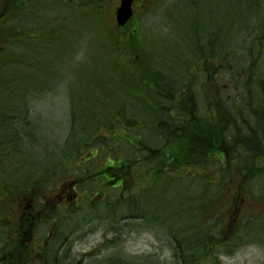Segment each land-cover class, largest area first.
<instances>
[{"label": "rangeland", "instance_id": "obj_1", "mask_svg": "<svg viewBox=\"0 0 264 264\" xmlns=\"http://www.w3.org/2000/svg\"><path fill=\"white\" fill-rule=\"evenodd\" d=\"M16 1H20L21 4L23 3V0H13V3L16 4ZM81 1L84 2L85 0ZM3 2L4 0H0V8ZM25 2L26 7L23 10L27 17L23 15L20 18L18 16L12 18V21L16 22L14 24H16L18 30H27L29 32L26 36L30 38V41L26 39V46L19 44L17 41L18 47L23 51L22 53L26 54L27 58L30 56L31 51L27 48L29 45L34 47L39 46L44 49L45 40L42 37H51L50 40H54L57 45L50 42V46L52 47L43 50L45 58L37 62V64L32 63V66L29 67L26 62L28 71L31 70L34 76L43 78V83L40 88L35 89V97L25 101L23 116H20L16 122L12 123V127L15 128L16 132L14 139L16 140V146L13 153L20 157V159L11 161L10 158H7L2 162L3 166L14 168L12 169L15 171L14 178L19 177L20 174L34 173L29 167L35 163V175L32 174L34 178L33 188L38 190L29 193L28 197L27 189L25 192L27 194H23L27 198L23 200L19 196H5L9 188L5 189L6 192L4 194V188H0V197L3 200L5 208L3 210L8 216V218L3 216L1 221L11 222L9 233L13 234L15 226L17 227L18 224L16 222L17 213H20L24 203H27L29 198L33 197L37 191L40 192L39 196L41 197L42 194H49V187H51V190H54L55 184L58 185L59 182L66 184L64 182L65 177H74V174L79 177L86 174H94L97 180H89L87 183L79 184L77 186V190L79 191L78 196H75L76 200L71 201V203L70 199L75 192L66 186H63V196L61 199L58 196L52 199L36 198L37 200H43L45 205L53 209V211L56 209L54 207H57L55 206L56 203L60 201L67 205L65 207L59 205L57 208L59 214L54 216L58 223L60 217L66 216L64 218L65 225L62 228L63 230H61L63 232L61 237L65 238L64 252L68 256H64L61 261L59 257L55 258L59 261L55 264H64V262L70 264H113L121 260L129 261V264H175L177 251L166 231V224L147 222L145 219L132 216L134 213L127 208L116 211L119 196L127 199L140 195V197L147 199L148 202L157 200L158 193L148 197L147 194L142 192L150 186L147 172L149 170L148 166L143 167L145 170L144 179L139 177L135 180L129 173L128 176L124 177L122 186L115 188L108 186L107 182H102L101 178H98L105 166L115 163L114 155L118 156L119 153L122 156L123 147H128L133 154L139 155V136L134 131L131 134L132 132L129 129L134 128V126L141 128L147 125L146 121H142L145 110L143 107L150 109L151 106L144 100L139 91L136 92L135 96L143 103V107H139L130 97H134L133 93H135L132 90H130L131 94L128 93V89L131 88V84L133 83L131 80L133 75L130 71L114 70L124 69L116 68L112 65L122 62L119 56L114 60L111 58H101V55L109 53L110 49L101 46L100 44L102 43H96L100 42L97 38L102 35V32L96 30L93 24L87 21L84 15L80 14L78 8L81 6L96 7L103 12L105 11L97 6L98 0H89L87 4L81 3L80 6L72 5L74 2H69V0H57L56 4L52 0H39L36 3H33L32 0H26ZM60 2L63 3V6ZM30 3H33L34 6H31ZM20 6L17 8L18 10H20ZM32 9H34L33 15L31 13ZM186 10L187 17L181 20V26L192 15L191 7L187 6ZM157 11L149 21L141 22V29L144 34L139 33L141 39L148 46H153L158 39L164 40L169 38L168 20L161 10ZM234 11H237V9L235 8ZM258 12L264 17V4H261ZM221 13L230 14L225 4ZM108 18L112 19L109 8L105 14V20ZM173 18L174 21H171V34L176 33L177 8H173ZM68 25L69 27L65 31ZM77 30H79L78 34H76ZM254 33L256 32H253V36H256ZM241 38L242 36L235 35L236 40ZM82 40L86 41L87 44L86 54L83 60L77 62L74 57L81 47ZM136 41V47H138L139 40H134V42ZM229 41L233 44L231 40ZM205 44H208V42L203 45ZM255 44L254 53L251 52L245 57L242 55L243 51L235 48L234 44L228 46L229 49H233L236 52L228 54L227 58L242 55L241 59L247 58V61L250 63H264V43L259 46L257 41ZM47 45L49 44L46 43ZM49 49H52L50 51V60ZM170 51L173 52L174 50ZM259 51L262 52V55L257 56L258 53L256 52ZM70 53L71 57L69 59ZM146 53L151 56L150 52ZM127 58L128 56L125 57V61H127ZM110 61H114V63H110ZM133 61H137L135 56H133ZM155 61L158 63L156 59ZM159 62L160 64H164L161 60ZM35 67L39 69H34ZM107 67L113 68L114 73L107 70ZM43 70H47V72ZM168 73L172 77V86L168 89L171 90L170 94L173 96L172 99L175 104L180 100L179 96L184 94L185 97L182 103L195 105L194 111H196V104L200 100L205 102V90L203 89L205 81L204 72L195 71V76H197L196 82L191 79L183 80L181 83L175 82L172 75L184 74L187 76V71L176 69H163L161 71L162 75ZM59 75H61L66 85H60L61 87L58 88H56L59 86L58 84L49 87L48 84L46 85L45 80L52 82L57 80ZM227 80L233 86L229 78H225L224 82H227ZM162 90L164 89H158L153 85L149 91V95L155 98L159 106L170 103L169 99L163 98L160 95ZM232 91L238 92L241 95L243 94L241 86L238 89H232ZM165 92L167 93L166 90ZM198 94H202V97L200 98ZM13 96L12 98H7L9 104L7 110L10 107L14 108V105L18 103L16 92L13 93ZM5 106L6 102L0 98V111H4ZM164 106L165 111H167L166 105ZM197 108L201 110L205 108V105L204 107L199 105ZM156 109H159V107L156 106ZM181 114L182 110L179 109L174 114V121H177L178 116ZM207 114L209 116L208 112ZM128 116L132 117L133 120H129ZM156 119L154 117V120ZM165 120H169V118L165 116L160 118L159 125L161 126ZM261 122L262 127H264V119H261ZM262 130L264 131V129ZM103 132L107 133L106 146L100 147L101 142L98 137L102 136ZM139 134L142 135L144 140L145 134L142 131ZM173 136L163 133L162 138H150L147 142L151 147H162L164 143L172 142L166 151L170 154L175 152L174 148L177 147ZM260 139L262 142L257 144L258 148L264 145V137ZM0 141L3 142L0 145V151L3 154L11 153L8 145V143H12L11 138L9 136L2 137ZM95 148L99 150L97 154ZM188 151L187 144L184 141L180 154L183 155ZM226 151L229 159L226 162L223 161V163L229 165L230 163L228 162L231 160L233 153L229 147H226ZM261 159L264 163V158L262 157ZM205 160V167L203 169H199L200 167H198V169L210 175L209 181L212 179L214 182L218 177H221L218 176V171L220 169L224 171V169L221 166H214L216 162L213 159L211 160L210 157ZM39 164L48 165L39 167L37 166ZM56 164L60 165L57 169H55L57 167ZM17 165L22 168L15 167ZM173 165L176 166L177 171L181 167L178 174H182L183 176H191L196 169L194 166L182 165L181 163ZM3 166H0V174L5 179H8L11 173L7 169H4ZM154 166H156L155 162L153 165H150V167ZM162 168V166L159 167V169ZM231 176L234 180H239L238 176L237 178L235 175ZM21 178H24V176H21ZM234 183L226 181L225 185L231 188ZM8 185L11 186L10 183ZM99 189L102 193H98L100 194L99 196L95 195ZM263 190L264 185L262 186L257 181L253 182L252 189H249L248 185L245 184V187L240 191L242 201L241 207L239 206L240 208L237 212H235L233 206H230L226 207L227 210L218 208L217 213L223 214L222 216L230 215L234 217L237 226L240 222L244 221L264 220V195L262 198L260 197ZM56 191L59 192V190ZM251 196L258 199L255 200ZM227 198L229 199L226 200L228 203L232 199L231 194ZM107 202L116 204L114 210L113 207L107 206ZM48 215L46 214L45 217H48ZM223 218L226 225L228 219L226 217ZM262 226L264 230V223H262ZM57 228L59 229V226ZM44 233L39 230L35 232L36 235H43ZM261 233H259L260 236L254 232L250 233L234 249L230 247L225 250L226 252L216 251L215 253L218 257L216 262L218 264H264V234ZM5 238H7V235L4 233L3 226L0 225V243ZM37 239L38 237H36ZM51 240H54V236H52ZM35 262L33 261L28 264H36Z\"/></svg>", "mask_w": 264, "mask_h": 264}, {"label": "trees", "instance_id": "obj_2", "mask_svg": "<svg viewBox=\"0 0 264 264\" xmlns=\"http://www.w3.org/2000/svg\"><path fill=\"white\" fill-rule=\"evenodd\" d=\"M36 1V0H34ZM71 1V0H70ZM233 1L228 0V19L221 23L220 21L211 22L212 16L204 17V15L209 16L208 12L203 6H197L192 13L195 14V21H189L183 24L184 38H181V50L178 53L171 54V52L164 55V60L172 68L174 63L179 62L181 64H187L189 68L193 69L198 66L199 63L204 62L205 58V48L208 44L207 40L210 42L212 38L209 37V31L220 32H245L246 35L242 36L240 40L231 39L234 46L243 47L247 51L243 52L242 55L245 57L249 53H254L256 47V42L258 41L259 46L264 43V17H260V20H257V14L254 12L256 8L252 3L257 2L256 0H238V3L243 7L242 13L240 15V20L232 19L231 12L233 15L237 13L234 12L235 7L233 6ZM255 1V2H254ZM38 2V0H37ZM99 2V0H98ZM13 0H4L0 8V19L7 16V13L12 14L11 4ZM20 1H16L15 6L19 4ZM21 7V6H20ZM235 13V14H234ZM7 17L4 19L3 30L6 31L7 35H13V30H11L10 24L5 22ZM189 19V18H188ZM1 27V26H0ZM253 32H256V36H253ZM220 37H216L215 43L212 42L213 47L216 48L219 44ZM230 42H227V46L233 45ZM170 51V49H167ZM233 52L227 53L232 54ZM258 53L257 56L262 55V52ZM232 58L228 57V67L235 68V71L241 66L244 62L241 59V56ZM245 59V58H244ZM2 62H0V67ZM250 73H253L251 68H245ZM243 69V71L245 70ZM0 80L4 82V93L6 95H13L16 91L19 94L28 93L29 86L27 83L18 85L16 79L14 78L13 71L8 69H0ZM159 74H152L148 76L145 74L144 70H137V74H133L134 79H137L132 84L138 88V81L141 82L142 79L148 78L149 80H154L158 77ZM240 76H235V79H239ZM133 78L131 80H134ZM20 87V88H18ZM140 87V86H139ZM160 95L163 98L169 99L171 104V109H183L185 114L177 121L175 124V129L171 132L169 120L166 121V135H174V143H177V147L174 148L175 152L166 154L167 148L172 143H164L162 147H151L148 146V156L146 163L148 164L149 170V184L148 189L143 190L142 192L147 194L148 197L158 193L157 200L147 201V199L140 197V195L125 199L123 196H119L118 204L116 206V211L124 210L127 208L132 211L134 214L132 216L145 219L147 222H155L159 224L167 225V233L169 234L171 240L174 243V248L177 251V259L175 264H218L216 260V251L226 252L228 248H236L240 241L246 238L250 233H255L260 236L259 233L263 234L264 220H249L248 222H242L241 226H237L233 218H229L228 222L225 225V219L222 216L223 214L217 213V209L221 208L222 201V191L224 189L225 183L233 182L231 173L218 171L217 180L212 181L210 175H208L203 170L205 167V159L209 156L210 149L214 151L212 143H214L215 138L217 137L214 133H209L207 121L205 122L204 118V108L199 110L197 106H203L204 103L196 104V111L190 109L188 104L182 103V97L180 96L176 104L172 99L171 90L169 87L163 88ZM1 90V88H0ZM167 91V93L165 92ZM173 105V106H172ZM195 108V105H194ZM16 108L10 107L9 110L5 109L3 114L0 111V134L3 133L6 129L12 132L13 127L12 123L14 122ZM189 110V111H188ZM180 124V125H179ZM207 124V125H206ZM179 125V126H178ZM180 137V138H179ZM182 137V138H181ZM101 142V146H106V138L104 136L98 137ZM217 140V139H216ZM184 141L187 144L188 152H185L181 155ZM2 142L0 141V145ZM254 143H249L247 148L242 149L243 154H239L241 159L239 165L237 164L238 173L242 170L241 180H240V189L243 184L252 186L253 182L257 181L264 185V163L262 162V157L264 158V146L258 148L254 146ZM216 147V146H215ZM143 151V148L140 149ZM123 155H126L128 158V166L134 165L136 167L135 172H130L134 178H143V163L140 161H145L143 154L136 157H132L129 153L123 152ZM256 155H258L256 157ZM116 157V156H115ZM125 157V156H124ZM123 157V159H124ZM157 158L162 160V169H159L160 166L150 167L153 163L157 161ZM259 158V159H258ZM119 162V161H118ZM216 167H220V162L215 161ZM181 163L182 165H191L196 167L194 173L191 176L178 174V169L173 164ZM126 166V170L123 168V165H119L115 168L106 166L103 171L107 172L114 179L123 177L129 174V168ZM198 167H200L198 169ZM222 167V166H221ZM113 169V172L111 170ZM117 169L120 170V175L117 173ZM120 182H123V178ZM264 192V190H263ZM263 194V193H262ZM120 195V194H119ZM261 195V194H260ZM263 196V195H262ZM262 196H260L262 198ZM138 197V198H137ZM236 198V193L234 194ZM254 198L255 200L258 198ZM155 201V202H154ZM152 202V203H150ZM220 202V203H219ZM108 204L115 206L107 202ZM219 203V204H218ZM1 221V220H0ZM63 219H59V222H62ZM33 222V221H31ZM6 223V222H5ZM63 233L58 230V234ZM61 238V236H59ZM262 237V235H261ZM62 240V239H61ZM6 245L3 251L0 252V264H22L18 259V254L15 250V243L8 238ZM59 239H54L53 242H49L46 247L43 248L42 256L47 255V258H44L38 264H55L57 261L55 258H64L67 256L65 252L58 256L59 247L63 244L56 243ZM229 241V243H228ZM117 260V259H114ZM3 261V262H1ZM63 263V262H61ZM119 264H129V261L121 260ZM64 264H70L64 262Z\"/></svg>", "mask_w": 264, "mask_h": 264}, {"label": "flooded vegetation", "instance_id": "obj_3", "mask_svg": "<svg viewBox=\"0 0 264 264\" xmlns=\"http://www.w3.org/2000/svg\"><path fill=\"white\" fill-rule=\"evenodd\" d=\"M224 0H132L131 9L132 15L131 18L127 21V23L123 26L124 28V35L120 36L121 39L125 41V43L129 44L131 37L137 36L138 39L141 38L140 36V29H141V22L149 21L152 16H154L158 11L161 10L163 13V7H166V15L169 16V7H178L180 5H190L195 7L197 3L208 4L211 3L213 5L220 4ZM108 2V5H107ZM120 0H103L99 7L103 9L107 13L108 8L110 14L112 15L111 25L115 26L114 21V12L117 9ZM202 5V4H201ZM106 8V10H105ZM103 12L102 10H100ZM173 15V10H172ZM210 16V15H209ZM204 15V17H209ZM215 35H219L220 37L226 36V32H216ZM132 37V38H133ZM132 42V40H131ZM126 44V45H127ZM163 44H161L162 48ZM155 48H158V42L154 45ZM139 50H133L134 54H139L141 52V46L138 47ZM212 50V48L210 49ZM127 52H131V46L127 47ZM210 57V53H209ZM214 58L210 59L206 64L208 68L209 76L214 75L216 76L217 73L212 72V68L214 67H222V63ZM220 76H223V73H219ZM207 91H206V98H205V110L209 113L208 116V123L210 128L214 125L217 131H220V125L222 128L227 130L230 133L237 134L238 138H241L243 134L249 135L252 139H258L260 133V119H264V86L261 85V81L259 76L251 81V88L243 91V96L239 100L228 101L226 100V96L223 97L221 94L218 97L217 92L220 91L217 86L212 84V80L208 79ZM248 121L254 123L250 124ZM254 125V126H253ZM253 126V127H251ZM225 134L228 138V133L225 131ZM224 142V141H223ZM224 145L226 146L227 144ZM222 154V150H220ZM62 185V184H61ZM61 185H57L56 189H60L58 193V197L61 199L62 194V187ZM68 188L75 191L74 195L70 199L71 201H75L78 196V192L75 190L76 182L75 179L69 180L67 183ZM67 187V186H66ZM23 200L26 197H22ZM44 201H41L42 204ZM63 205L66 206L62 201L56 203V205ZM36 204L35 201L30 198L27 203H24L23 209L20 210L22 215L25 213V210L29 209L32 212L35 211ZM29 214L31 212H28ZM20 214V213H19ZM21 218L19 219V223L17 224V228L15 229V237L16 242L20 241V237L25 235L27 237V242L29 246L36 251L38 249L36 246V234H35V226L33 224H26L20 222ZM34 232V233H33ZM43 241V240H42ZM33 242V243H32ZM34 244V246L32 245ZM40 249V248H39ZM41 251V250H40ZM38 251V253H40ZM35 257L41 258L40 254L34 255Z\"/></svg>", "mask_w": 264, "mask_h": 264}, {"label": "water", "instance_id": "obj_4", "mask_svg": "<svg viewBox=\"0 0 264 264\" xmlns=\"http://www.w3.org/2000/svg\"><path fill=\"white\" fill-rule=\"evenodd\" d=\"M131 1L121 0L120 6L116 11V19L120 25L124 24L131 15Z\"/></svg>", "mask_w": 264, "mask_h": 264}, {"label": "clouds", "instance_id": "obj_5", "mask_svg": "<svg viewBox=\"0 0 264 264\" xmlns=\"http://www.w3.org/2000/svg\"><path fill=\"white\" fill-rule=\"evenodd\" d=\"M86 49H87L86 41L82 40L81 41V47H80L77 55L74 57L75 61L79 62L85 58Z\"/></svg>", "mask_w": 264, "mask_h": 264}]
</instances>
